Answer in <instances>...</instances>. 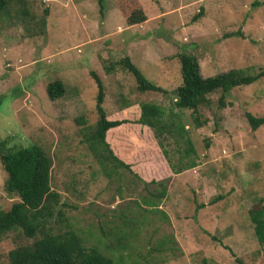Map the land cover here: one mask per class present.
Wrapping results in <instances>:
<instances>
[{
  "label": "rangeland",
  "instance_id": "1",
  "mask_svg": "<svg viewBox=\"0 0 264 264\" xmlns=\"http://www.w3.org/2000/svg\"><path fill=\"white\" fill-rule=\"evenodd\" d=\"M137 2L145 20L128 26L113 0H103L102 14L96 0H6L0 11V142L6 149L36 145L49 155V186L60 195L68 224L86 248L116 263L264 264V245L254 239L250 220V211L264 208V125L252 131L245 118L264 117V79L232 89L223 107L219 92L210 94L196 121L190 111L173 109L171 117L186 129L182 139L171 129L150 145L142 141L144 154L164 150L171 169L194 162L175 176L159 175L165 194L154 209L141 200L159 186L145 187L143 178L125 170L104 173L84 137L97 117L90 71L102 79L108 115L136 103L165 113L172 106L168 93L137 91L117 63L123 57L167 92L181 82L180 53L194 56L205 78L264 70V0ZM54 80L64 91L49 101L45 87ZM149 161L164 166L159 158ZM136 165L146 168L135 160L133 173ZM5 179L0 162V212L18 201L5 190ZM116 230L124 234L116 238ZM31 242L7 233L0 264H9L10 250Z\"/></svg>",
  "mask_w": 264,
  "mask_h": 264
},
{
  "label": "trees",
  "instance_id": "2",
  "mask_svg": "<svg viewBox=\"0 0 264 264\" xmlns=\"http://www.w3.org/2000/svg\"><path fill=\"white\" fill-rule=\"evenodd\" d=\"M96 1L102 14L103 0ZM113 2L126 25L140 24L145 20L137 0H113ZM5 5L6 0H0V11ZM176 58L181 82L170 92L148 82L128 57H123L117 62L133 77L137 91L168 93L172 105L168 113L154 104L136 103L127 106L125 113L106 114L102 108L104 101L102 79L95 72H89L96 89L94 111L97 117L94 126L84 137L87 149L99 164H108L114 171L117 169L128 171L141 181L140 176L132 172L131 163H128L130 157L135 160L134 155L145 150L141 143L150 145L155 136L170 134L171 129H177L181 139L186 132V129L180 123L176 124L171 117L173 109L190 111L194 116L193 120L196 121L199 108L209 104L210 94L219 92L218 105L223 107L224 97L232 89L264 79V70L246 74L236 69L205 78L200 75L198 61L194 56L180 53ZM111 69L112 67L109 66L106 71ZM63 91V84L59 80L51 81L45 87L49 101L59 99ZM245 118L252 131L264 125V117H254L246 113ZM150 130L154 132L153 135L149 133ZM184 142L188 145L184 154L189 156L192 152L190 142L188 139ZM149 156L164 162L168 160L167 153L162 149L156 154L149 152ZM0 162L6 175L4 188L18 199L7 211L0 212V240L9 232H18L24 238L32 240L29 245L17 246L7 253L9 264H121L104 256L95 248H86L82 239L68 224L59 209L60 205H63L60 203V195L50 189L52 163L43 149L36 145L6 149L0 142ZM168 165L167 168L171 173L167 169L166 172L170 177L171 174L175 175L194 167V162L189 160L176 169H171L170 164ZM143 184L145 187L156 184L159 186L157 190L153 188L146 191L149 197L141 200L143 207L154 209L158 206L156 205L158 200L165 194L162 181L152 179ZM250 220L253 224L254 239L263 246L264 208L250 211ZM116 234L118 238L124 233L116 230ZM200 264H208V261L202 259Z\"/></svg>",
  "mask_w": 264,
  "mask_h": 264
},
{
  "label": "crops",
  "instance_id": "3",
  "mask_svg": "<svg viewBox=\"0 0 264 264\" xmlns=\"http://www.w3.org/2000/svg\"><path fill=\"white\" fill-rule=\"evenodd\" d=\"M141 144H143V143H141ZM144 148H145V150L148 149L145 146H144ZM151 158L152 157H150L149 154H144L142 152L136 153L134 155V159L135 160H140V161L144 162L145 165H146V168H141L139 165L138 166L136 165L139 169L137 171H135V173H137L138 175H140V177L143 178L146 182H149L152 179L155 180V181H157V179H162L161 177H159L160 174L161 175L164 174L165 175V178L168 177V172L171 173V171H170L169 168H167V165H166L167 163L164 162V161H162V160H160V162L162 164H164V166L159 167L157 165L158 163L153 166L152 162L149 161V160H151ZM135 160H132V158L130 157V161L128 163H131V170H134V168L132 167V165L134 164ZM161 163H159V164H161ZM99 165H101V164H99ZM101 167H102L104 173H106V174H109V173L111 174L112 172L120 173L121 171H124L122 169H117V171L116 170L114 171L111 168V166L108 165V164H103ZM160 169H161V171L158 172V170H160ZM166 169H167L168 172H166ZM177 174H179V173H177ZM177 174H175V175H177ZM175 175L171 174V177L172 176H175ZM153 186H155V185H153Z\"/></svg>",
  "mask_w": 264,
  "mask_h": 264
}]
</instances>
